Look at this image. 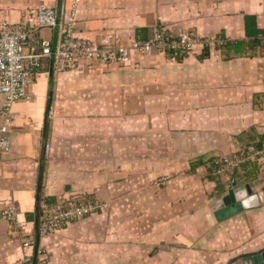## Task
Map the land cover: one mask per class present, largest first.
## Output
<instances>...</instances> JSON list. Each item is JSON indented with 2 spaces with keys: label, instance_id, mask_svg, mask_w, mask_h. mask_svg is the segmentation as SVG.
I'll return each instance as SVG.
<instances>
[{
  "label": "crops",
  "instance_id": "1",
  "mask_svg": "<svg viewBox=\"0 0 264 264\" xmlns=\"http://www.w3.org/2000/svg\"><path fill=\"white\" fill-rule=\"evenodd\" d=\"M72 2L0 0V19ZM77 18V34L96 41L163 25L242 44L37 74L0 154V264H34L37 243L24 247L1 211L13 204L37 242L43 156L42 200L87 191L104 202L40 236L48 264H249L264 250V177L216 179L209 162L264 142V0H81ZM233 179L236 200L224 205Z\"/></svg>",
  "mask_w": 264,
  "mask_h": 264
},
{
  "label": "built area",
  "instance_id": "2",
  "mask_svg": "<svg viewBox=\"0 0 264 264\" xmlns=\"http://www.w3.org/2000/svg\"><path fill=\"white\" fill-rule=\"evenodd\" d=\"M80 2L73 0L69 9L41 4L31 11L25 22L0 19V94L4 97L0 108V154L11 150L14 104L31 100L28 88L34 77L48 65L52 72L78 70L95 64L127 66L134 63L135 56L167 55L226 44V39L221 36L203 37L194 30L172 32L163 25L154 26L145 39L127 41L106 35L96 41L77 34ZM44 29L55 31L53 38L43 36ZM209 167L213 175L227 181L244 173L245 169L253 170L258 178H263L264 142L260 146L247 144L217 156L209 162ZM103 207L104 202L86 191L61 195L54 202L41 200L40 236L53 235ZM1 216L20 234L24 247L36 245L35 237L25 232L27 224L19 219L13 204L4 207ZM36 251V264H48L46 251L40 247ZM28 264H32L31 259Z\"/></svg>",
  "mask_w": 264,
  "mask_h": 264
},
{
  "label": "water",
  "instance_id": "3",
  "mask_svg": "<svg viewBox=\"0 0 264 264\" xmlns=\"http://www.w3.org/2000/svg\"><path fill=\"white\" fill-rule=\"evenodd\" d=\"M52 60H53V58H52ZM50 102H51V100H50ZM49 111H50V105L48 106V109H47L46 119L48 117ZM43 171H44V156L42 158V163H41L40 178H39L40 180H39L38 195H37V208H36V213H37V216H36L37 242L36 243H37V246H36V250L38 248L39 240H40V213H41V200H42L41 190H42ZM235 183H236V181L233 179L232 184H230L231 190L229 191L228 195L224 196L222 199L224 205H230V204H232V201L236 200L235 199V191L232 189V186ZM36 262H37V251H36L35 257H34V264H36ZM244 262L245 263L248 262L249 264H264V250H261L260 252H256L253 255L245 257Z\"/></svg>",
  "mask_w": 264,
  "mask_h": 264
},
{
  "label": "trees",
  "instance_id": "4",
  "mask_svg": "<svg viewBox=\"0 0 264 264\" xmlns=\"http://www.w3.org/2000/svg\"><path fill=\"white\" fill-rule=\"evenodd\" d=\"M226 39V38H225ZM242 43L241 42H235V43H233V42H229V41H226V44L225 45H222V46H220V45H217L216 47H225L226 48V45L227 46H229L230 47V45L232 46V47H238V46H240ZM231 47V48H232ZM212 49V47H204V48H202V54H204L205 56L206 55H208L209 54V51ZM187 53V51L186 52H178V53H174V52H171V53H169V54H167L166 56H173V57H176V56H179V55H182V54H186ZM213 160V158L211 159V161ZM210 161V162H211ZM212 175V174H211ZM213 176H215L216 177V179H222V177H220V176H218V175H213Z\"/></svg>",
  "mask_w": 264,
  "mask_h": 264
},
{
  "label": "flooded vegetation",
  "instance_id": "5",
  "mask_svg": "<svg viewBox=\"0 0 264 264\" xmlns=\"http://www.w3.org/2000/svg\"><path fill=\"white\" fill-rule=\"evenodd\" d=\"M235 199H236V197H235Z\"/></svg>",
  "mask_w": 264,
  "mask_h": 264
},
{
  "label": "rangeland",
  "instance_id": "6",
  "mask_svg": "<svg viewBox=\"0 0 264 264\" xmlns=\"http://www.w3.org/2000/svg\"><path fill=\"white\" fill-rule=\"evenodd\" d=\"M87 192V191H86Z\"/></svg>",
  "mask_w": 264,
  "mask_h": 264
}]
</instances>
